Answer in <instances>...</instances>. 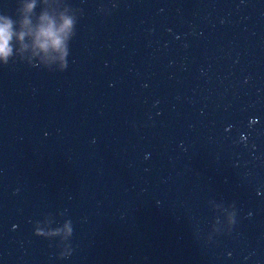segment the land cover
<instances>
[{
  "label": "water",
  "instance_id": "1",
  "mask_svg": "<svg viewBox=\"0 0 264 264\" xmlns=\"http://www.w3.org/2000/svg\"><path fill=\"white\" fill-rule=\"evenodd\" d=\"M0 16L75 33L64 71L32 35L0 60V264H264V0Z\"/></svg>",
  "mask_w": 264,
  "mask_h": 264
},
{
  "label": "clouds",
  "instance_id": "2",
  "mask_svg": "<svg viewBox=\"0 0 264 264\" xmlns=\"http://www.w3.org/2000/svg\"><path fill=\"white\" fill-rule=\"evenodd\" d=\"M34 5L29 4L24 8L25 13H31ZM22 28L26 31H21L17 37V33L14 30V21L8 16H0V60L5 65L8 64L9 57L12 55V44L14 39H18L21 44L26 35H32L34 39L35 48L39 49L45 54L49 52H58L65 57V63L61 71H64L67 67V58L69 56V40L75 35L73 32L74 23L72 19L64 17L62 22L57 25L56 21L50 19L48 16L41 18L40 25L33 30L31 28V21L25 17L22 23ZM64 230L68 235H73L72 222L64 224ZM59 230H57V233ZM38 237L42 234L35 233Z\"/></svg>",
  "mask_w": 264,
  "mask_h": 264
}]
</instances>
